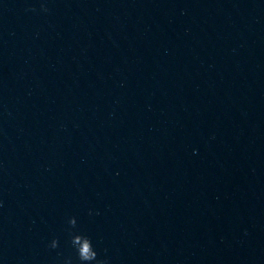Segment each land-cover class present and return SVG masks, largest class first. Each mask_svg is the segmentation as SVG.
I'll use <instances>...</instances> for the list:
<instances>
[{
    "label": "water",
    "instance_id": "95a60500",
    "mask_svg": "<svg viewBox=\"0 0 264 264\" xmlns=\"http://www.w3.org/2000/svg\"><path fill=\"white\" fill-rule=\"evenodd\" d=\"M79 233L264 264V0H0V264H79Z\"/></svg>",
    "mask_w": 264,
    "mask_h": 264
},
{
    "label": "clouds",
    "instance_id": "9594fccd",
    "mask_svg": "<svg viewBox=\"0 0 264 264\" xmlns=\"http://www.w3.org/2000/svg\"><path fill=\"white\" fill-rule=\"evenodd\" d=\"M43 11H49L46 4H42ZM34 10V9H32ZM77 220L75 217H72L70 220V224L75 226ZM71 244L76 249L77 257L79 264H108V260L106 258H99V254L97 250L94 248L91 237L79 233L74 234L71 238ZM59 246V238H55L51 241L50 247L57 248ZM68 264H72V258H68Z\"/></svg>",
    "mask_w": 264,
    "mask_h": 264
}]
</instances>
